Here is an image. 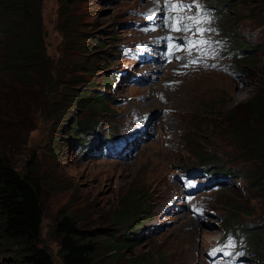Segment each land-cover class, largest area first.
I'll return each mask as SVG.
<instances>
[{
  "label": "rangeland",
  "instance_id": "1",
  "mask_svg": "<svg viewBox=\"0 0 264 264\" xmlns=\"http://www.w3.org/2000/svg\"><path fill=\"white\" fill-rule=\"evenodd\" d=\"M171 2L185 7L169 9L167 0H80L72 20L84 40L70 47L57 28V0H42L45 52L71 78L60 89L62 101L75 100L86 88L106 100V107L92 114L93 131L84 136L75 138L69 127L74 120L91 119L89 112L71 107L67 113L56 91L46 95L0 71V148L17 171H33L41 182L37 245L56 264L58 244L51 230L62 214L93 233L102 249L100 264H264V234L258 247L246 234L264 223L263 202L247 188L255 170L240 161L229 129L217 118L264 88V0ZM209 6L218 7L217 17L210 16ZM157 9L163 10L161 29L138 33L134 24ZM172 17L181 30L173 29ZM150 41L157 45L156 60L139 67L128 48ZM223 55H229L224 64ZM6 62L0 44V65ZM199 76L203 93L188 106L177 103L176 89ZM138 77L143 84H137ZM131 135L136 137L128 146L130 159H118L126 148L115 158L102 156L104 139L121 144ZM203 158L211 160L207 167L230 177L227 184H213L209 195L198 165ZM129 199L140 207L126 222L118 221ZM180 205L192 208L193 216ZM223 231L245 232L248 257L233 235L222 239ZM106 240L118 242L115 252ZM13 259L10 248H0V264H16Z\"/></svg>",
  "mask_w": 264,
  "mask_h": 264
},
{
  "label": "trees",
  "instance_id": "2",
  "mask_svg": "<svg viewBox=\"0 0 264 264\" xmlns=\"http://www.w3.org/2000/svg\"><path fill=\"white\" fill-rule=\"evenodd\" d=\"M79 1L57 0L60 21L57 28L69 38L70 47H78L84 40L78 36L79 24L72 20L79 12ZM227 6V11H230L231 8L225 5ZM41 7L42 0H0V44L8 57V62L1 63L0 71L7 72L30 88L40 87L46 95L56 91L53 93L54 97L62 101L60 89L71 78L66 70L58 71L45 52L41 35ZM219 8L224 10L223 7ZM260 24L264 25V20ZM89 71L90 69L84 70ZM109 85L108 83V87ZM90 92L92 90L86 88L75 100L62 101L67 113L71 107H80L90 114L91 119L87 121L71 122L69 134L73 133L75 138L93 131L97 123L92 122L95 115L93 113L106 107L103 95H91ZM64 115L61 118H65L66 114ZM217 118L224 124V128L229 129L240 161L254 167L255 172L251 175L247 188L253 190L254 198L263 202L264 211V88L261 86L247 102L221 113ZM93 145L94 148L98 147V141ZM210 161L203 158L198 165H206ZM32 172L22 174L17 171L4 146L0 148V248H10L16 264H56L48 251L37 245L43 215L42 186ZM129 201L130 199L126 201L127 210L117 213L118 221L126 222L129 216L138 211L140 206L137 201ZM250 230L251 233L246 231V234L252 236L250 244L258 247L261 235L264 234V223ZM51 233L58 244V264H100L102 249L96 237L91 231L78 227L72 215L62 214ZM106 242L113 248L111 252H115L119 246L118 242Z\"/></svg>",
  "mask_w": 264,
  "mask_h": 264
},
{
  "label": "bare ground",
  "instance_id": "3",
  "mask_svg": "<svg viewBox=\"0 0 264 264\" xmlns=\"http://www.w3.org/2000/svg\"><path fill=\"white\" fill-rule=\"evenodd\" d=\"M202 78L203 76H199V79H197L195 83L186 84L182 88L176 89L177 90V94L175 95L176 102L184 106H188L195 100V97H199L201 93H203L201 92V86H202L201 79ZM207 80L208 79L204 76V81H207ZM211 237L209 238L211 239Z\"/></svg>",
  "mask_w": 264,
  "mask_h": 264
},
{
  "label": "snow or ice",
  "instance_id": "4",
  "mask_svg": "<svg viewBox=\"0 0 264 264\" xmlns=\"http://www.w3.org/2000/svg\"><path fill=\"white\" fill-rule=\"evenodd\" d=\"M167 6L169 7V9H172V10H179V9H183L185 7V5H183L182 3L173 4L171 2V0H167ZM152 15H154V14H152ZM151 18H152V16L149 15V19H151ZM188 19H191V17H188ZM171 20L173 21V29L174 30H181L178 27H176V25L179 24V20L176 17H172ZM165 22L166 23L168 22V18H166ZM197 22H199V21H197ZM183 30L190 31V29L187 27V25L184 26ZM198 31L204 32V31H215V30L214 29H207L206 30V29L201 28V29H198ZM188 43L192 44L195 42L189 41ZM200 43H206V41H200ZM177 48L179 49V45L177 46ZM177 59H179V57H177ZM209 254L211 255L212 253H209Z\"/></svg>",
  "mask_w": 264,
  "mask_h": 264
}]
</instances>
